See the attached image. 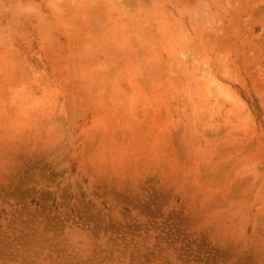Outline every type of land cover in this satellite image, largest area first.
<instances>
[{"label":"rangeland","instance_id":"1","mask_svg":"<svg viewBox=\"0 0 264 264\" xmlns=\"http://www.w3.org/2000/svg\"><path fill=\"white\" fill-rule=\"evenodd\" d=\"M97 1L0 0V264H264V0Z\"/></svg>","mask_w":264,"mask_h":264},{"label":"bare ground","instance_id":"2","mask_svg":"<svg viewBox=\"0 0 264 264\" xmlns=\"http://www.w3.org/2000/svg\"><path fill=\"white\" fill-rule=\"evenodd\" d=\"M54 1H62V0H54ZM66 1V0H65ZM72 1V0H71ZM99 1V0H98ZM97 1V2H98ZM101 1V0H100ZM99 1V2H100ZM108 1H110V0H108ZM48 2H49V0H48ZM69 2V1H68ZM75 2V1H74ZM73 2V3H74ZM104 2V1H103ZM103 2H102V4H103ZM51 3V2H50ZM69 3H71V2H69ZM64 4V3H63ZM105 4H107V1H105ZM51 5H52V3H51ZM56 5V4H55ZM64 6H66V5H64ZM57 7V6H56ZM121 8V7H120ZM205 65V64H204ZM207 72V71H206ZM205 71H203V70H201V71H199V76L200 77H202V76H205L206 78L205 79H207L208 80V82H207V90L209 91V92H211L210 91V89H211V87L212 86H215V90L220 94V95H223L222 97H226L227 98V100H229V99H231L232 98V96L230 95V93L228 92V89H226L225 88V86L224 85H222V83H220V80L218 79V78H216L215 79V77H213V79L211 80V79H209V77L211 76V74H208V73H206ZM202 74V75H201ZM210 75V76H209ZM203 81V80H202ZM214 88V87H213ZM210 94V93H209ZM219 95V96H220ZM225 97H224V99H225ZM229 98V99H228ZM218 99V98H217ZM220 99H221V97H220ZM219 100V99H218Z\"/></svg>","mask_w":264,"mask_h":264}]
</instances>
